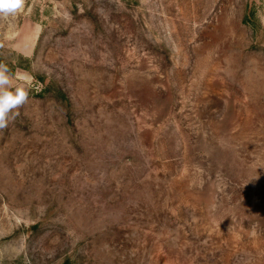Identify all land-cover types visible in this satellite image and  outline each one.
Wrapping results in <instances>:
<instances>
[{
    "label": "rangeland",
    "instance_id": "obj_1",
    "mask_svg": "<svg viewBox=\"0 0 264 264\" xmlns=\"http://www.w3.org/2000/svg\"><path fill=\"white\" fill-rule=\"evenodd\" d=\"M0 62V264H264V0H26Z\"/></svg>",
    "mask_w": 264,
    "mask_h": 264
},
{
    "label": "clouds",
    "instance_id": "obj_2",
    "mask_svg": "<svg viewBox=\"0 0 264 264\" xmlns=\"http://www.w3.org/2000/svg\"><path fill=\"white\" fill-rule=\"evenodd\" d=\"M25 4L26 0H0V18L18 14ZM19 81V70L13 71L8 63L0 62V131L8 128L28 102V89Z\"/></svg>",
    "mask_w": 264,
    "mask_h": 264
}]
</instances>
